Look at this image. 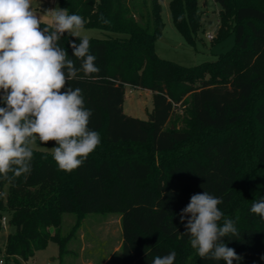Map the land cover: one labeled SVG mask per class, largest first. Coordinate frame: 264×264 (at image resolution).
Masks as SVG:
<instances>
[{"label":"trees","instance_id":"obj_1","mask_svg":"<svg viewBox=\"0 0 264 264\" xmlns=\"http://www.w3.org/2000/svg\"><path fill=\"white\" fill-rule=\"evenodd\" d=\"M214 1L215 41L232 36V46L215 60L184 66L155 52L164 25L159 0H57L85 28L116 34L88 38L100 72L69 82L82 90L92 110L88 127L101 143L70 173L52 151L34 147L30 174L0 178V219L13 228L6 254L29 260L53 241L62 258L81 220L107 212L120 215L121 264H151L172 251L175 264H225L201 258L185 233L187 219L180 220L191 196L207 191L223 200L218 223L233 219L238 229L222 238L242 257L233 264H264V218L250 211L264 198V0ZM168 8L195 44L203 31L198 0H168ZM69 41L79 43L67 33L59 43L79 67ZM126 86L151 92L146 119L123 112ZM64 213L75 215L66 235Z\"/></svg>","mask_w":264,"mask_h":264},{"label":"clouds","instance_id":"obj_2","mask_svg":"<svg viewBox=\"0 0 264 264\" xmlns=\"http://www.w3.org/2000/svg\"><path fill=\"white\" fill-rule=\"evenodd\" d=\"M32 4L33 0H0V103L4 105L0 107V178L9 182L30 174L37 139L42 144L55 142L53 159L69 173L101 143L99 132L88 127L92 110L85 108L82 90L69 84L79 73L83 79L100 72L88 37L81 35L85 19L58 5L40 16ZM65 33L79 39L78 44L69 41L79 67L59 43ZM222 203V198L207 191L193 194L180 220L187 219L185 233L201 258L233 264L242 257L222 238L239 233L233 219L218 223L224 217L218 207ZM250 211L264 218V198L255 201ZM175 260L172 251L156 255L151 264H175Z\"/></svg>","mask_w":264,"mask_h":264},{"label":"rangeland","instance_id":"obj_3","mask_svg":"<svg viewBox=\"0 0 264 264\" xmlns=\"http://www.w3.org/2000/svg\"><path fill=\"white\" fill-rule=\"evenodd\" d=\"M159 1L164 24L161 36L154 43L155 52L159 57L184 66H193L204 61L215 60L220 53H224L232 46V36L222 41H215L219 26L218 13L220 7L214 0H198V8L202 12L203 31L198 32L195 44H188L174 26L168 8V0ZM35 2L36 0H33V3ZM56 6L55 4L54 7ZM206 32H212L214 38L212 40L207 39ZM81 35L88 38H104L116 34L98 28H85ZM151 109L152 98L149 90L131 86L125 87L124 113L146 119ZM50 142L53 143L54 141ZM34 147L52 151L54 146H42L36 142ZM74 221L75 215L73 213L63 214L60 224L62 235L69 233ZM12 230L13 228L8 225L0 230V252L4 250L6 234ZM120 243L119 214L89 213L81 220L80 226L71 235L66 244L68 251L62 258L58 255L57 243L50 241L45 248L36 251L29 261L33 264H121Z\"/></svg>","mask_w":264,"mask_h":264},{"label":"built area","instance_id":"obj_4","mask_svg":"<svg viewBox=\"0 0 264 264\" xmlns=\"http://www.w3.org/2000/svg\"><path fill=\"white\" fill-rule=\"evenodd\" d=\"M206 38L212 40L214 38V34L212 32H206ZM7 218L2 216L0 219V223L2 228H5L7 225ZM0 264H33V262L29 260L23 259L21 256L18 255H9L4 252H0Z\"/></svg>","mask_w":264,"mask_h":264},{"label":"crops","instance_id":"obj_5","mask_svg":"<svg viewBox=\"0 0 264 264\" xmlns=\"http://www.w3.org/2000/svg\"><path fill=\"white\" fill-rule=\"evenodd\" d=\"M35 3H33L32 7L36 11V13L40 16H44L45 14L44 10L49 8H54L55 4L58 5L57 0H36Z\"/></svg>","mask_w":264,"mask_h":264}]
</instances>
